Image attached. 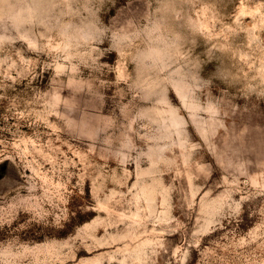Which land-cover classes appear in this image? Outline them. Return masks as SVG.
Returning a JSON list of instances; mask_svg holds the SVG:
<instances>
[{
	"label": "rangeland",
	"instance_id": "rangeland-1",
	"mask_svg": "<svg viewBox=\"0 0 264 264\" xmlns=\"http://www.w3.org/2000/svg\"><path fill=\"white\" fill-rule=\"evenodd\" d=\"M0 264H264V0H0Z\"/></svg>",
	"mask_w": 264,
	"mask_h": 264
}]
</instances>
